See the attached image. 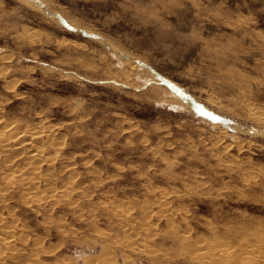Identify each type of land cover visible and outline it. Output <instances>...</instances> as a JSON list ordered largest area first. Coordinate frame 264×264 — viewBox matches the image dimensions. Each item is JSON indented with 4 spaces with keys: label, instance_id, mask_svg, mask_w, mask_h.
<instances>
[{
    "label": "rangeland",
    "instance_id": "1",
    "mask_svg": "<svg viewBox=\"0 0 264 264\" xmlns=\"http://www.w3.org/2000/svg\"><path fill=\"white\" fill-rule=\"evenodd\" d=\"M255 112L264 119V0H0V120L54 132L41 195L21 193L30 172L7 182L6 161L26 163L0 153V216L42 241L35 264H106L101 243L116 264L244 262L243 242L264 258ZM134 230L139 246L115 247Z\"/></svg>",
    "mask_w": 264,
    "mask_h": 264
},
{
    "label": "bare ground",
    "instance_id": "2",
    "mask_svg": "<svg viewBox=\"0 0 264 264\" xmlns=\"http://www.w3.org/2000/svg\"><path fill=\"white\" fill-rule=\"evenodd\" d=\"M247 112V111H246ZM245 112V113H246ZM249 113V112H248ZM250 114V113H249ZM254 114V113H253ZM250 116V115H249ZM255 123L259 124V125H264V119L261 117V115L257 114V112H255L254 115H251V117ZM13 123V122H12ZM12 123L10 125H12ZM0 124L1 126H3L4 128H6V130H4L3 132L1 131L0 132V153L4 154L5 156H8L10 155V158L12 159V157L15 159L16 157H18V159H22L24 158L23 162H25V166L21 164L22 167H17V165H14L11 160H7V159H10L9 156L8 158L5 160L6 161V164H5V168H7V171H11V175L7 176V182H10V183H13L14 180L17 178L15 177L16 176V173L18 175V173H22V172H30V176L31 178H25L24 180L20 181V187L22 188V191L21 193L25 194L26 196L28 194H31L33 193L34 195L36 194H40L42 192L41 191H44L41 187L44 186V185H39L40 184V180H43L44 182L43 183H47L49 179L51 178H44L45 177V174L43 175L44 177H42L41 173L40 172H43V171H40V167L38 165H40L39 163L42 162L40 160V158L42 157L41 156V153H42V148L41 146L43 145V140L44 138L48 139L50 138V136L52 135L53 130L50 128V127H47V126H44L42 124H34V126H31L30 130H28V132H17V131H12V127L6 123V121H3V120H0ZM29 129V128H28ZM27 130V129H26ZM258 132V131H256ZM54 137V136H53ZM55 138V137H54ZM45 139V140H46ZM55 140V139H54ZM59 141V140H58ZM46 142V141H45ZM57 143V142H55ZM52 144V143H50ZM54 144V143H53ZM59 144V143H58ZM49 145V144H48ZM53 159L51 158V160H48L50 161V164L52 163ZM40 161V162H38ZM38 163V164H37ZM49 164V163H48ZM1 165V164H0ZM4 166V165H3ZM18 166H20V164H18ZM24 166V167H23ZM49 167V165H47ZM47 167V168H48ZM52 167V166H50ZM42 169V168H41ZM49 169V168H48ZM5 172H6V169H5ZM15 173V175L13 174ZM73 173V172H72ZM7 174V172H6ZM51 175V174H49ZM68 175V174H67ZM70 175V174H69ZM68 175V176H69ZM55 177V175H54ZM70 178L69 179H73V175L72 176H69ZM58 178V177H57ZM22 179V178H21ZM56 179V178H55ZM75 179V178H74ZM4 180V179H3ZM57 180V179H56ZM5 181V180H4ZM53 181V179H52ZM72 181V180H70ZM6 183V182H5ZM16 183V181H15ZM14 183V184H15ZM73 183V182H72ZM67 184V183H66ZM48 185H51L50 182ZM54 186V185H53ZM13 187V185H12ZM17 187V186H16ZM53 188V187H52ZM14 189L15 186H14ZM47 189V188H46ZM6 190V189H5ZM73 190V189H71ZM2 191V190H0ZM24 191V192H23ZM46 191V190H45ZM70 191V190H69ZM67 193V192H66ZM65 193V194H66ZM56 194V193H55ZM74 194V193H73ZM41 195V194H40ZM59 195V194H58ZM1 196V195H0ZM26 196H23L21 195L20 197L24 198ZM38 196V195H36ZM51 196V195H50ZM62 196V195H61ZM64 197H70L68 196V193L65 195H63ZM63 196H62V199H63ZM52 197L54 198V195H52ZM37 198V197H36ZM58 198V197H57ZM67 198V199H68ZM30 199V197H29ZM52 199V198H50ZM60 199V198H58ZM57 199V200H58ZM22 200V199H21ZM25 200V199H24ZM31 200V199H30ZM35 200V199H34ZM33 199L31 201H34ZM29 201V200H28ZM27 201V202H28ZM42 201H43V197L40 196V198L37 199V203L38 205L40 206H43L42 205ZM54 201V200H53ZM59 201V200H58ZM1 202V201H0ZM23 202V201H22ZM30 202V201H29ZM36 202V201H35ZM61 202V201H60ZM64 202V201H63ZM68 202V201H67ZM25 203V202H24ZM44 204V202H43ZM70 204V203H69ZM37 205V204H36ZM126 208V207H125ZM121 212V211H120ZM123 214V213H122ZM120 214V215H122ZM1 217V216H0ZM114 217V216H113ZM117 218V217H116ZM124 218V217H123ZM126 218V217H125ZM128 219V218H127ZM124 220V219H123ZM126 220V219H125ZM129 220V219H128ZM127 220V221H128ZM120 223V222H119ZM132 223V222H130ZM143 223V222H142ZM146 223V222H145ZM126 224V223H124ZM139 224V223H138ZM141 224V223H140ZM123 225V224H121ZM143 225V224H142ZM24 225H19V224H15L12 229H6V226H5V220L4 218H0V264H6V263H9V264H35L33 263V259L34 257H36V255L38 254L37 251L41 248V244H42V241H40L39 239L35 238V239H29V237H27V235L25 236L24 235ZM147 225H145L146 227ZM124 227V226H122ZM128 227V226H127ZM126 227L127 230H129V233H130V230H133L132 228L131 229H128ZM148 227V226H147ZM111 228V227H110ZM135 228V227H133ZM111 230V229H110ZM123 230V229H122ZM125 230L126 232L125 233H128V231ZM139 230V229H138ZM137 230V231H138ZM146 230V229H145ZM135 231V230H134ZM135 231V232H137ZM140 231V230H139ZM124 232V230H123ZM138 233V237H135L137 239V241L135 239H133V241L131 240V242H129L130 240H128V242L126 241V243H116L114 244L115 247L116 246H121L122 248H125V247H133V244H137L138 243V239L139 238V232ZM147 233V232H146ZM116 234V233H115ZM132 234V233H131ZM130 234V235H131ZM101 235V234H100ZM133 235H137L136 233H133ZM133 237V238H134ZM108 238V237H107ZM148 238V236H147ZM184 238V237H183ZM106 239V238H104ZM130 239V238H129ZM111 240V239H110ZM135 240V241H134ZM104 241V240H103ZM109 241V240H108ZM115 241V240H114ZM81 242V241H80ZM106 242V241H105ZM142 242V241H141ZM140 242V243H141ZM198 242V241H197ZM108 243V242H107ZM143 244V243H142ZM146 244V243H145ZM198 244V243H196ZM113 245V246H114ZM213 245V244H212ZM137 246H139L137 244ZM147 246H149L147 244ZM196 246V245H195ZM219 246V245H218ZM224 246V244H223ZM222 246V247H223ZM214 247V245L212 246V248ZM249 244H246V242H243L242 244H240V246L238 247V253L237 255H244L243 256V260H247V261H239V262H235V260L231 259V260H228L226 263H223V264H264V258L262 256H260V252L258 251V256H254V257H250L251 255H253L254 252L253 250H250L249 248ZM50 248V247H48ZM47 248V249H48ZM182 248V247H181ZM206 248V247H205ZM252 248V247H251ZM54 249V248H53ZM113 249V248H112ZM110 248L109 245L107 244H102L101 243V250H100V257L99 259L101 258V260H104L106 264H116L117 262V258H116V255L117 253H115L114 249L112 250ZM134 249V248H132ZM190 249V248H189ZM223 249V248H221ZM191 251L193 249H190ZM218 250V248H217ZM198 251V250H197ZM212 251V250H211ZM223 251V250H222ZM39 252V251H38ZM113 252V253H112ZM111 253V255H110ZM121 253L124 255V253L121 251ZM184 253V252H183ZM52 254V253H51ZM113 254V255H112ZM108 256V258H107ZM57 257V256H56ZM55 257V258H56ZM90 257V256H89ZM220 257V256H219ZM58 258V257H57ZM84 258V257H83ZM91 258V257H90ZM107 259H111V262H108ZM210 258V257H209ZM233 258V257H231ZM251 258V259H250ZM96 259V258H95ZM95 259L93 260V262L95 261ZM211 259V262L212 264L214 263V260L212 258ZM35 260V259H34ZM154 260V259H153ZM64 261V260H63ZM84 261V260H83ZM88 261V260H87ZM85 262V264H90L89 262ZM90 261H92V259H90ZM102 262V261H101ZM56 263V261H55ZM50 264V263H49ZM57 264V263H56ZM94 264V263H93ZM126 264V263H125ZM129 264V263H128ZM211 264V263H210ZM222 264V263H221Z\"/></svg>",
    "mask_w": 264,
    "mask_h": 264
},
{
    "label": "water",
    "instance_id": "3",
    "mask_svg": "<svg viewBox=\"0 0 264 264\" xmlns=\"http://www.w3.org/2000/svg\"><path fill=\"white\" fill-rule=\"evenodd\" d=\"M160 79L164 84L169 86L173 91H175L180 96L188 97L185 93H183L182 91H180L176 87L172 86V84L169 83L168 81H166L165 79H163V78H160ZM193 107L200 115L212 120L213 122L222 123L223 125H226L229 129H232V130H242V131H244V133H249L250 135H255V133L250 132V131H246V129H244L243 127L237 126L233 121H230L229 119L221 118V117H219L213 113L208 112L200 104L193 102Z\"/></svg>",
    "mask_w": 264,
    "mask_h": 264
}]
</instances>
